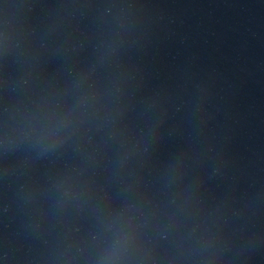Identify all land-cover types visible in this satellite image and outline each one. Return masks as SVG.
<instances>
[{
  "label": "water",
  "instance_id": "95a60500",
  "mask_svg": "<svg viewBox=\"0 0 264 264\" xmlns=\"http://www.w3.org/2000/svg\"><path fill=\"white\" fill-rule=\"evenodd\" d=\"M264 184V0H0V229Z\"/></svg>",
  "mask_w": 264,
  "mask_h": 264
}]
</instances>
